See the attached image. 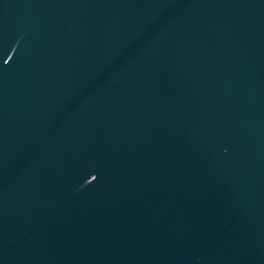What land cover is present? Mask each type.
<instances>
[{"label":"water","instance_id":"obj_1","mask_svg":"<svg viewBox=\"0 0 264 264\" xmlns=\"http://www.w3.org/2000/svg\"><path fill=\"white\" fill-rule=\"evenodd\" d=\"M0 264H264V0H0Z\"/></svg>","mask_w":264,"mask_h":264}]
</instances>
